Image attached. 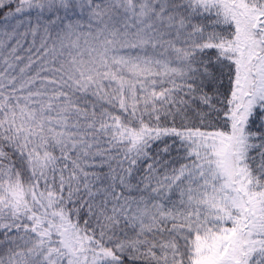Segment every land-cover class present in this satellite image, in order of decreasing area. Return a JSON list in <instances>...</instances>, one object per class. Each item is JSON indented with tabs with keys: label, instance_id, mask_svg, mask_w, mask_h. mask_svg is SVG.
I'll return each instance as SVG.
<instances>
[{
	"label": "snow or ice",
	"instance_id": "1",
	"mask_svg": "<svg viewBox=\"0 0 264 264\" xmlns=\"http://www.w3.org/2000/svg\"><path fill=\"white\" fill-rule=\"evenodd\" d=\"M0 264H264V0H0Z\"/></svg>",
	"mask_w": 264,
	"mask_h": 264
}]
</instances>
